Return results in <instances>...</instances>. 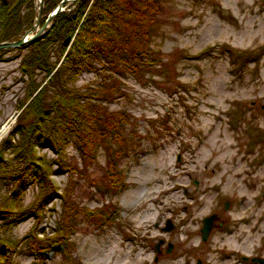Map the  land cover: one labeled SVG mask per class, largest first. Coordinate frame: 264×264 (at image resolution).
Listing matches in <instances>:
<instances>
[{"label":"rangeland","instance_id":"obj_1","mask_svg":"<svg viewBox=\"0 0 264 264\" xmlns=\"http://www.w3.org/2000/svg\"><path fill=\"white\" fill-rule=\"evenodd\" d=\"M45 1L40 17V0L19 5L15 41L44 25ZM150 46L140 74L116 79L97 65L71 83L86 90L108 75L117 82L109 101L91 102L119 125L120 141L109 138L113 128L103 131L107 139L86 155L72 138L67 167L53 166L56 192L42 217L0 230L16 245L13 264H264V0H163ZM3 49L0 142L28 102L19 107L29 82L20 67L28 47ZM49 50L54 61L58 44ZM37 153L57 158L47 148ZM37 195L29 186L23 206ZM212 213L203 241L202 220Z\"/></svg>","mask_w":264,"mask_h":264},{"label":"trees","instance_id":"obj_2","mask_svg":"<svg viewBox=\"0 0 264 264\" xmlns=\"http://www.w3.org/2000/svg\"><path fill=\"white\" fill-rule=\"evenodd\" d=\"M60 1L46 0L49 5L46 12ZM24 2L31 0L13 4L9 0H0V43L18 39L12 36L17 34L20 26L19 5ZM162 2L74 0L54 16L43 34L16 47V54L28 47L25 54L18 55L21 70L29 80L19 107L28 102L7 137L0 142V187L4 184L8 188L7 193L0 194V230H10L29 217L36 220L42 217L43 205L56 192L51 174L57 169L53 170V166L67 167L62 161L63 152L73 142L72 138L81 142L76 143V148L86 155L92 154L91 150L101 138L107 139L105 133L111 128L112 138H109L120 141L119 125L114 128L105 108L91 102L109 101L118 90L117 82H111V75H108L99 86L86 90L71 83L84 71H97V65L118 75L116 79L127 72L140 74L145 67L143 61L152 52L150 32L160 14ZM7 32L11 35H6ZM67 38L71 39L69 45L64 43ZM53 43H57L60 49L54 61L49 50ZM9 50H0V56ZM36 72L43 73L39 81L35 79ZM120 116L122 125L126 118L121 113ZM106 124L110 127L103 129ZM44 148L54 152L57 158L37 153ZM29 186L36 187L38 195L33 204L24 207L22 201ZM4 240L0 238V243L6 245L5 251L0 248V264H13L8 252L16 245L12 247L8 240Z\"/></svg>","mask_w":264,"mask_h":264},{"label":"water","instance_id":"obj_3","mask_svg":"<svg viewBox=\"0 0 264 264\" xmlns=\"http://www.w3.org/2000/svg\"><path fill=\"white\" fill-rule=\"evenodd\" d=\"M73 0H61L57 6L48 14L45 22H44V25L38 30L36 31L35 33H31L30 35H28V33H26L24 36H22L19 40L17 41H12V42H1L0 43V48H3V47H19V46H22V45H25L27 43H30L32 42L34 39H36L41 33L44 32L45 28L48 27V24L49 22L53 19V17L55 15H57L59 12H61L62 10H64V5L68 2H71ZM43 3H44V0H40V5H39V17L41 16V13H42V7H43ZM38 17V19H39ZM33 30H35V26H33L28 32H32ZM69 38H67L65 40V44L67 45L69 43ZM262 108L264 109V105L262 106ZM227 205V203H226ZM216 218V214H211L207 217H205L203 219V224H202V227L200 229V232H201V238L203 241H205L214 225V220ZM173 228V224L171 223L170 220H167L166 221V225L164 227V230L166 231H169ZM163 243V240H159L158 243L155 245V248L158 250L159 249V246ZM171 248H172V244L169 243L168 244V248L166 249V252H170L171 251ZM255 260V259H253ZM259 262L261 264H263V260H259Z\"/></svg>","mask_w":264,"mask_h":264}]
</instances>
